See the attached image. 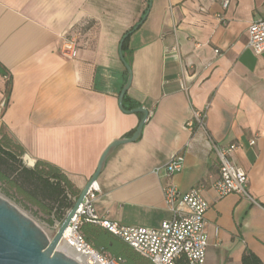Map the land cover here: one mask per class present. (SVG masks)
Segmentation results:
<instances>
[{
    "label": "crops",
    "instance_id": "0c3cea01",
    "mask_svg": "<svg viewBox=\"0 0 264 264\" xmlns=\"http://www.w3.org/2000/svg\"><path fill=\"white\" fill-rule=\"evenodd\" d=\"M263 6L264 0H230L226 9L221 0H0V64L8 73L0 74V106L7 102L0 137L6 132L22 146L27 168L48 162L81 192L102 153L134 134L143 114L132 110L143 107L150 116L139 140L113 151L94 186L100 220L158 229L172 218L167 187H201L210 205L206 264H244L247 253L264 264V53L248 47ZM148 9L123 51L133 72L124 112L119 96L128 71L119 48ZM75 26L85 39L71 60L58 47ZM206 108L207 132L189 130L193 111ZM213 142L239 145L232 162L247 173L253 200L217 198ZM175 154L185 157L184 167L169 176ZM111 239L115 253L136 254Z\"/></svg>",
    "mask_w": 264,
    "mask_h": 264
},
{
    "label": "built area",
    "instance_id": "2783aa9c",
    "mask_svg": "<svg viewBox=\"0 0 264 264\" xmlns=\"http://www.w3.org/2000/svg\"><path fill=\"white\" fill-rule=\"evenodd\" d=\"M221 1L223 8L226 9L230 0ZM248 33L250 36L248 47L256 54L264 53V6L262 16L252 21ZM84 39L83 27L75 26L61 40L58 51L65 58L75 60L79 57ZM207 118L208 108L194 110L192 118L186 122V127L191 131L199 128L207 132ZM255 144V139L250 142L251 146ZM238 147L239 145L236 144L219 146L215 142L212 143V150L217 155L220 165L219 177L213 183L212 189L219 199L229 194H238L253 200L248 189L250 179L247 173L232 162V156ZM184 161V156L175 154L166 165L169 176L181 171ZM164 195L167 207L172 212V218L163 221L158 229H150L145 226H126L100 220L95 209L98 197L92 187L59 246L65 245L72 252L81 254L87 259L88 264H122L103 251L96 250L80 233L81 222L92 221L107 227L113 235L122 238L152 264H206L208 252L206 215L210 205L202 194V188H193L182 193L175 184H171L164 190ZM59 224L60 222L55 220L53 229L58 231Z\"/></svg>",
    "mask_w": 264,
    "mask_h": 264
},
{
    "label": "water",
    "instance_id": "95a60500",
    "mask_svg": "<svg viewBox=\"0 0 264 264\" xmlns=\"http://www.w3.org/2000/svg\"><path fill=\"white\" fill-rule=\"evenodd\" d=\"M137 26L126 33L121 41L119 54L121 60L127 68V83L120 94L119 107L124 111L125 94L132 85V68L127 63L123 53L124 43L132 33L138 31L141 24L149 15V9ZM0 74L7 77L8 73L0 64ZM7 102L0 106V118ZM134 113H142L143 118L138 124V128L131 137L114 141L103 153L99 160L97 170L94 175L86 182L87 184L81 190L78 198L75 199L72 207L67 211L63 220L59 224L58 231L50 238L45 231L41 229L31 218L29 219L16 206L11 204L7 199L0 197V264H80L76 259L58 250L61 239L69 228L72 219L77 215L78 209L86 199L87 192L95 186L99 175L104 171L105 164L113 151L130 142L139 140L145 123L149 119L150 113L143 107L132 110ZM126 112V111H124Z\"/></svg>",
    "mask_w": 264,
    "mask_h": 264
},
{
    "label": "trees",
    "instance_id": "16d2710c",
    "mask_svg": "<svg viewBox=\"0 0 264 264\" xmlns=\"http://www.w3.org/2000/svg\"><path fill=\"white\" fill-rule=\"evenodd\" d=\"M128 33V32H127ZM129 38V37H128ZM128 38L124 43L123 51L128 48ZM137 105L132 106L131 109ZM24 150L20 144L10 138L6 132L0 137V181L16 188L17 192L28 201L36 204L41 210L56 215V220L61 222L67 211L78 198L80 191L58 167L39 161L33 168H27L23 160ZM53 221H49L52 225ZM80 233L96 250L106 253L110 258L119 260L122 264H140L145 256H141L122 238L113 235L104 225L92 221H82ZM121 239L127 248L136 254L126 259L125 255L115 253L109 248L112 237ZM150 264L151 261L149 260ZM244 264H261L251 253L243 258Z\"/></svg>",
    "mask_w": 264,
    "mask_h": 264
},
{
    "label": "rangeland",
    "instance_id": "374dc122",
    "mask_svg": "<svg viewBox=\"0 0 264 264\" xmlns=\"http://www.w3.org/2000/svg\"><path fill=\"white\" fill-rule=\"evenodd\" d=\"M0 197L7 199L29 219L31 218L50 238L55 235L57 230L53 229V223L49 225V221L56 220V215L41 210L36 204L19 194L16 188L3 181H0Z\"/></svg>",
    "mask_w": 264,
    "mask_h": 264
},
{
    "label": "bare ground",
    "instance_id": "6f19581e",
    "mask_svg": "<svg viewBox=\"0 0 264 264\" xmlns=\"http://www.w3.org/2000/svg\"><path fill=\"white\" fill-rule=\"evenodd\" d=\"M68 230L65 232V234L67 235ZM58 250L62 251L63 253L69 255L71 258L76 259L80 264H88V261L86 258H84V256H82L81 254L72 252L70 249H68L65 245H61L59 246Z\"/></svg>",
    "mask_w": 264,
    "mask_h": 264
}]
</instances>
